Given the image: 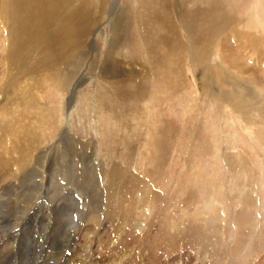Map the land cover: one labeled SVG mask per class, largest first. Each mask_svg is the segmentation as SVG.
Here are the masks:
<instances>
[{"label":"rangeland","instance_id":"obj_1","mask_svg":"<svg viewBox=\"0 0 264 264\" xmlns=\"http://www.w3.org/2000/svg\"><path fill=\"white\" fill-rule=\"evenodd\" d=\"M11 1L0 264H264V0Z\"/></svg>","mask_w":264,"mask_h":264},{"label":"bare ground","instance_id":"obj_2","mask_svg":"<svg viewBox=\"0 0 264 264\" xmlns=\"http://www.w3.org/2000/svg\"><path fill=\"white\" fill-rule=\"evenodd\" d=\"M11 1V0H10ZM63 2H64V0H12L9 4H8V6H10L9 8L13 11L14 10V12H12L11 13V17H12V21L10 22V25L12 26V28L13 29H15V30H18V29H21L22 30V28H25L26 27V25L27 24H24V22H26V20H28V19H30L31 18V22H30V25L32 24V23H36V20H38V17H41V16H50L51 14V12H53V11H55V10H57L60 6H59V3H61V5L63 4ZM8 6L6 5L5 6V8L7 9L8 8ZM59 6V7H58ZM218 7V4H215V7H214V9H216ZM222 10V9H221ZM16 11V12H15ZM21 12V11H23V15L24 16H22V17H20L19 18V14L20 13H18V12ZM10 12V11H9ZM56 12V11H55ZM77 12V11H76ZM157 12H159V10H157ZM156 12V13H157ZM217 12H218V10H217ZM155 13V14H156ZM210 13V12H209ZM75 15H76V13H74ZM154 14V13H153ZM158 14V13H157ZM212 14V13H211ZM150 15V14H149ZM158 15H160V14H158ZM213 15V14H212ZM215 15V14H214ZM218 15V17H216V15H215V17H211L210 18V22L208 23H204L203 22V24H208L209 25V29H211V23L213 22L214 23V21H215V23H221V22H225L226 21V19H224V18H226V17H222V16H224V13H223V15H221V11H219V14H217ZM220 15V16H219ZM150 18V17H149ZM151 18H152V15H151ZM154 18V17H153ZM157 19V18H156ZM207 19H209V18H207ZM153 20V19H152ZM194 20V19H193ZM158 21V20H157ZM204 21V20H203ZM209 21V20H208ZM191 22V21H190ZM195 23V22H194ZM78 24V23H77ZM197 24V23H196ZM9 25V26H10ZM29 25V24H28ZM192 26H193V23H192ZM203 26V25H202ZM193 27H195V26H193ZM200 27V26H199ZM207 27V26H206ZM205 27V28H206ZM201 28V27H200ZM204 28V27H203ZM203 28H201V29H203ZM204 28V29H205ZM30 29V28H29ZM37 29V28H36ZM62 29V28H61ZM197 29V28H196ZM204 29H203V31H204ZM207 30H208V28H206ZM11 30V29H10ZM32 30V29H31ZM193 30V29H192ZM212 30V29H211ZM25 31V30H24ZM33 31V30H32ZM64 31H65V29H64ZM194 31H196V30H194ZM200 31V30H199ZM199 31H197V35H198V33H199ZM213 31V30H212ZM69 32V31H68ZM191 32V31H190ZM202 32V31H201ZM211 32V31H210ZM18 33V32H17ZM67 33V32H66ZM207 33V32H206ZM208 33H209V31H208ZM207 33V34H208ZM16 34V33H15ZM192 34V33H191ZM204 35V33H201V35ZM195 35V34H194ZM196 35V36H197ZM199 36H200V34H199ZM206 36V35H205ZM194 37V36H193ZM209 37V36H208ZM207 37V38H208ZM197 38V37H196ZM200 38V37H199ZM203 38V37H202ZM191 39V38H190ZM193 39V38H192ZM206 39V38H205ZM208 39H210V38H208ZM194 40V39H193ZM257 41V40H256ZM194 42V41H193ZM196 42V41H195ZM205 42V41H204ZM197 43V42H196ZM203 43V42H202ZM26 44V43H25ZM24 44V45H25ZM206 44V43H205ZM204 44V45H205ZM207 45V44H206ZM264 45V44H263ZM58 47V46H57ZM202 48V47H201ZM206 47H204L203 49H205ZM196 52V51H195ZM70 87V86H69ZM4 131V130H3ZM21 150H22V148H21ZM33 150V149H32ZM31 150V151H32ZM32 154V153H31ZM38 154V153H37ZM36 158V157H35ZM41 158H43V159H45V156H41ZM33 159H34V157H33ZM40 159V158H39ZM29 162H30V160H28ZM32 162V161H31ZM36 163V162H35ZM27 165V164H26ZM29 165V164H28ZM37 165V164H36ZM43 167V166H42ZM23 174V173H22ZM29 181V180H28ZM6 180L4 179V182H3V184H6ZM9 182V181H8ZM35 182V181H34ZM37 182H38V184L40 183V181H39V179L37 180ZM29 184V183H28ZM1 185V184H0ZM39 186L41 187V184H39ZM1 187V186H0ZM17 187V186H16ZM22 187V186H21ZM30 187V186H29ZM35 189V188H34ZM4 191V190H3ZM28 191V190H27ZM19 193V192H18ZM0 196H2V195H0ZM7 196V195H6ZM19 196V195H18ZM36 197H37V192H36V194L35 193H33V194H30V193H27L26 192V194L23 196V200H22V206L20 207V209H24V210H28V209H32V206L34 205V203H33V201H35V199H36ZM13 199H14V197H13ZM16 199V198H15ZM10 201V200H9ZM16 202H17V200H15ZM0 204H2V203H0ZM17 204V203H16ZM15 204V205H16ZM98 204V203H97ZM37 205V204H36ZM7 206V205H6ZM16 207V206H15ZM40 207V206H39ZM36 208V207H35ZM30 209V210H31ZM84 209V208H83ZM49 211V210H48ZM17 212H19V211H17ZM23 212V214H25V215H28V213H24V211H22ZM30 212V211H29ZM16 213V212H15ZM42 213V212H41ZM39 215V214H38ZM36 217V216H35ZM23 218V217H22ZM37 218V217H36ZM56 219V218H55ZM77 219V218H76ZM0 220H3V218L2 217H0ZM5 220V219H4ZM3 220V221H4ZM7 220V219H6ZM11 220V219H10ZM21 220H23V219H21ZM15 221V220H14ZM10 222V221H9ZM7 224V223H6ZM5 224V225H6ZM22 224V223H21ZM9 225V224H8ZM10 225H12L11 223H10ZM13 226V225H12ZM16 226V225H15ZM61 226V225H60ZM9 227V226H8ZM14 227V226H13ZM52 227V226H51ZM99 227V226H98ZM11 229H12V227H10ZM9 228V229H10ZM15 228V227H14ZM19 228V227H18ZM85 228H87V227H85ZM16 229V228H15ZM89 229V228H88ZM1 230V229H0ZM3 230V229H2ZM56 230V229H55ZM10 233H15V230H10V232L9 231H7V232H5L4 234H10ZM62 234V233H61ZM49 235V234H48ZM60 235V234H59ZM47 236V235H46ZM9 237V236H8ZM14 237V236H13ZM49 237V236H48ZM3 238H4V236H3ZM2 238V239H3ZM1 239V238H0ZM9 239V238H8ZM13 240H14V238H13ZM1 241V240H0ZM32 241V240H31ZM9 242V241H8ZM14 242V241H13ZM4 243H6V242H4ZM8 244V243H7ZM15 244V243H14ZM1 245V244H0ZM11 248V247H10ZM7 255V254H6ZM55 257V256H54ZM60 258H61V256H60ZM28 262V261H27Z\"/></svg>","mask_w":264,"mask_h":264}]
</instances>
